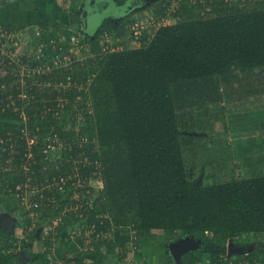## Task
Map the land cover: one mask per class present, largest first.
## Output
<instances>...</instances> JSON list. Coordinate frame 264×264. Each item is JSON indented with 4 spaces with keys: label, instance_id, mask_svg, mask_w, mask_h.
Segmentation results:
<instances>
[{
    "label": "trees",
    "instance_id": "1",
    "mask_svg": "<svg viewBox=\"0 0 264 264\" xmlns=\"http://www.w3.org/2000/svg\"><path fill=\"white\" fill-rule=\"evenodd\" d=\"M195 3L191 8L184 4L179 8L183 10L181 15L191 12L188 20L160 26L147 45L112 51L97 67L86 65L81 71L73 66H59L50 58L53 68L41 73L52 45L49 51L45 39H39L37 45L44 51L42 58L31 61L28 55L21 56L31 71L40 73L38 80L30 81L34 84L28 91L43 97L37 103L29 102L31 107L38 105L39 110L30 108L28 118L24 110L14 108L15 98L18 105L26 103L20 98L23 78L14 77L12 69L16 68V61L3 52L4 44L0 41V162L6 164L8 158L16 155L13 162L18 168L13 177L12 171L0 169V180L12 183L16 189L26 179L23 164L28 159V150L34 153L31 161L36 159L31 166L36 177L33 183L46 187L42 190L45 195L42 200L49 198L45 204L55 194L62 198L72 182L81 181L79 190L83 192L89 189L90 179L99 177L102 190L93 202L83 198L80 211L92 213L89 221L96 223V233L111 230L115 233L118 229L114 240L105 237L94 240L96 249L79 251L75 253L79 259L66 258L58 264L70 260L73 264H108V254L119 243L125 247L135 239L148 245L150 238L169 239L181 232L196 234L205 245L197 253L185 254L181 264H200L205 253H209L205 259L209 264H264V240L257 252L244 251L239 256L228 253L231 242L245 243L242 236L250 241L264 237V173L220 181L216 168L208 172L203 165L201 177L191 176L185 158L188 144L179 124L173 90L174 84L222 76L223 79L211 80L213 84L208 87L214 90L210 89L208 94L210 98L227 95L234 88L230 79L233 73L264 67V0L258 1L259 7L252 10L233 6L229 13L210 17L194 15L201 4L211 2ZM165 8L161 7L163 11ZM77 16L78 11L71 21ZM1 29L16 31L10 24L0 23ZM65 31L70 39L71 32ZM54 38H58L56 32L47 41L50 43ZM62 48L58 43L54 51L61 52ZM84 95L89 99L87 105L81 104ZM23 116L26 120L22 124L12 121ZM79 119L84 121L80 128ZM92 131L96 133L98 151L91 144ZM26 132L36 136L37 141L29 145ZM50 142H61L64 147L63 157L56 163L47 157ZM225 151L220 154L226 155ZM74 162L79 163L75 173ZM255 170L254 166L251 172ZM2 172L6 178L1 176ZM62 177L65 180L60 182ZM90 190L94 188L91 186ZM37 210L31 207L26 211L30 222ZM97 211L110 215L101 220L95 214ZM130 223L138 233H130L127 228ZM52 231L43 237L57 239L58 234ZM70 249L77 251L79 246L73 243ZM126 253L132 256L130 249ZM33 256L49 264L47 252ZM234 257L236 262L230 263ZM8 263L6 248L0 245V264Z\"/></svg>",
    "mask_w": 264,
    "mask_h": 264
},
{
    "label": "rangeland",
    "instance_id": "2",
    "mask_svg": "<svg viewBox=\"0 0 264 264\" xmlns=\"http://www.w3.org/2000/svg\"><path fill=\"white\" fill-rule=\"evenodd\" d=\"M172 1L0 0V23L10 24L16 30L13 33H6V30L0 31V41L2 40L5 46V49L3 48L5 54L11 56L16 61V68L12 69L14 77L23 78L24 83V90L20 98L25 100L26 103L18 105L15 98L14 108L24 110V116L27 117L31 114L29 112L30 108L36 111L39 110L38 105L31 107L29 102L37 103V101L43 99V97L40 96L41 98H39L36 94L28 91V87L34 84L30 81L38 80L37 76L39 77L40 73L36 75L35 71L29 72V65L21 63L20 59L24 54L28 55L31 61L44 56V51L37 45L39 39H45L46 42H43L48 44L49 51V45H52V51L48 55L46 65L43 64L41 67V73L44 69L49 70V68H53V65L49 64L50 58L59 66H73L78 71H81L86 65L97 67L100 60L108 53L143 47L149 43L160 26L188 20L192 16L190 11H186L184 15H181L182 9L167 15L168 10L165 12L161 7L170 5ZM214 1L208 0L211 3L206 5L201 4V7L198 8L194 16L197 17L201 14V16L210 17L215 16L216 13L217 15L229 13L233 6H239L246 11L252 10L259 7L258 1L261 0ZM196 4L194 0H184L186 8H191ZM76 11H78V16L72 22V15ZM136 23L148 26L144 29L142 37L137 38L135 36L134 27H136ZM104 25L107 27H104ZM100 29L102 30L101 34L96 37ZM65 30L71 32L70 39ZM52 32H56L58 38L52 39L49 43L47 40ZM4 38L7 40V43H5ZM58 43H61L64 47L61 49V52L54 51ZM90 59L92 60L91 62L89 61ZM223 78L222 76H216L212 79H199L189 83L174 84L173 86L177 99L176 107L179 124L182 132H184L185 143L187 142L188 144L190 141L197 142L198 134L207 135L212 133L214 138L225 141L219 142L221 147H230L227 144V140H231L233 142L232 147L237 150H226L227 154L224 156L214 152L216 153L215 157L213 156L214 154L210 155L211 153L207 152H198L197 156L196 154L189 156L188 153L187 167L191 176L195 178L201 177L200 172L203 165L206 166L208 172L216 168L214 171L218 172L217 179L220 181H226L233 177L239 178L243 174L250 176L264 173V123L261 124V128L258 126L264 118V113L256 111L261 100L264 102V92L263 94L260 91L256 92L255 95H251V99H247V102L245 101V97L248 96L239 95L237 96L239 99L235 100V104L239 106L238 110L235 111L229 107L226 108L225 112H219L215 106L220 107L224 106V104H230L226 102L227 100H223L222 102L211 100L208 91L210 89L214 90V88L208 86L213 84L211 80ZM230 79L259 81L260 85L263 84L259 87V90L261 88L264 89V67L247 71H236V73L230 76ZM244 88L238 87V89ZM247 89H251V87ZM224 90H227L225 86ZM80 98L82 96L78 99ZM88 101V97L84 95L81 104L87 105ZM213 112L218 113L216 120L211 119ZM24 116L21 119H13L12 121L18 125L22 124L26 120ZM82 119H85L84 116H82ZM82 119H79L78 128H80L81 124H84ZM24 129L28 130L29 128L25 126ZM260 132L261 136L259 135ZM91 134L93 136L91 144L98 151L99 145L96 133L92 131ZM53 138H55V135ZM249 138L253 141H259L260 138H263V142L260 145H255L259 149L245 152L246 158L242 159L244 155L238 156V152L247 149ZM210 141V139L207 140V142ZM56 145L59 147L52 146L47 152L48 159L53 163H56L63 157L64 147H62V143L59 142ZM14 156L11 159L16 161ZM30 156V153H27V157L30 158ZM77 162H74V173L79 168V163ZM26 163L23 166L25 176L29 178V183L33 184V181L36 180L35 171L31 169L30 165L29 168H26ZM245 164L248 166L246 167ZM254 166L256 170L251 172ZM0 169H4V172L12 171V177L18 172V168L14 163L3 164L0 162ZM1 176L6 178L7 175L3 173ZM70 178L72 177L70 176ZM205 181L209 182L207 176ZM81 184H83L81 181L72 182L71 189L65 191L66 194L64 193L62 198L59 199L58 195L55 194L46 204L43 202L49 200V198L45 200L34 199L32 192L25 189L27 196L31 197L34 205L39 200V205L36 207V210L40 207L37 210L38 215H31L32 222H30L26 218V211L30 207L23 202L20 196H17V186L14 189L12 183L6 184V182L0 180V245L6 248L9 258L8 264H43L42 259H34L33 254L37 252H47L50 258L48 260L49 264L64 263V259L66 258L75 257V259H79L80 256L75 254L79 251L85 253L90 251V249H96V244H92L95 240L96 230L93 226H89V218L92 216V213H84L80 209L84 205V201H81L83 196L91 193V197H93L91 201L96 200L99 191L102 190L103 182L99 177L92 178L87 184L89 189L83 192L79 190ZM30 186L29 184V188ZM91 186L94 190H90ZM14 193L19 200L15 198ZM95 214L101 220H104V216L110 215L102 211H97ZM45 228H50L49 230L51 231L54 230L55 234H58L56 236L57 239L54 237L51 240L44 238V233L42 232ZM124 228H126L125 225L123 226ZM127 228L130 229H127L130 233H138L134 224L130 223ZM112 231L104 232L99 238L105 237L114 240L117 233ZM119 231L122 234V230L120 229ZM92 237L94 238L91 239ZM163 238L157 240L150 238L151 240H149L148 245L143 242L140 243V241L138 242L135 239L130 240L125 247L119 243L116 245L115 251L108 254V264H181L185 254L192 251L197 253L199 250L205 248L203 239L192 233L181 232L177 235L172 234L169 239ZM241 239L245 243L239 245L237 241L231 242L228 253H234V255L239 256L244 251L257 252L262 245L264 237L252 241L247 240L245 236H242ZM86 240L89 242L88 244H86ZM73 243L79 246V250L72 251L70 249ZM105 246L102 245L103 249L107 248ZM212 247H216L215 242H213ZM129 249L132 251V256L130 257L126 253ZM123 253H125V256L122 255ZM208 254H203L204 259L199 262L200 264H209L205 260L209 258L207 257ZM235 258H232L233 260H230V263H234ZM88 261L91 262L90 259ZM67 264H73V261L71 262L70 260Z\"/></svg>",
    "mask_w": 264,
    "mask_h": 264
},
{
    "label": "crops",
    "instance_id": "3",
    "mask_svg": "<svg viewBox=\"0 0 264 264\" xmlns=\"http://www.w3.org/2000/svg\"><path fill=\"white\" fill-rule=\"evenodd\" d=\"M125 0H122V2H124ZM225 2V1H224ZM115 21V20H114ZM118 22V21H117ZM3 24V23H2ZM241 83V84H240ZM264 83V82H263ZM240 84V85H239ZM224 85V84H223ZM263 85V84H261ZM260 82L259 81H254V80H233L232 81V87L236 88V89H232L230 94H227V95H223L221 94V96H215V97H212L211 100H216L217 102H222L223 100H227L226 102H228L230 105H226L224 104V106H215L216 110H219V112H225L226 111V108H229L231 107L232 109H234L235 111L239 109V106H237L235 104V100L239 99V95H245V96H248V97H245V101L247 102V99H251V95H255L256 92L260 91L262 94L264 92V89L261 88V90H259L260 88ZM222 86V85H221ZM238 87H242L244 89H238ZM248 87H251V89H247ZM216 95V94H215ZM225 102V103H226ZM238 103V102H236ZM254 103V102H252ZM249 104V103H248ZM256 110V109H255ZM256 111H259V112H262L264 113V102L261 100V103L259 105V107L257 108ZM262 115V114H261ZM264 115V114H263ZM216 116H218V113H214L212 114L211 116V119H214L216 120ZM264 123V118L262 119V121L259 123V128H261V124ZM214 129V127H213ZM264 134V133H263ZM261 136V132L259 134ZM199 137V138H198ZM198 137H197V142H193L191 141L190 143H188V145L185 147V158L186 160L188 161V153H189V156L191 154H198V152H207V153H211L210 155H213L215 157V154L218 153L220 154L221 150H236L235 148L232 147V141L231 140H227V144L230 146V147H221V145L219 144V142H222L224 140L222 139H217V138H214L213 137V134L210 133V134H207V135H202V134H198ZM210 139L211 141L210 142H207V140ZM263 138H260L259 141H253L251 138H249V142H248V147L247 149H243L244 151H240L238 156H241V155H244L242 157L243 158H246V154L245 152H248V151H255L256 149H259L257 148L256 146L257 145H260L262 144ZM225 142V141H224ZM256 145V146H255ZM264 145V143H263ZM237 151V150H236ZM216 152V153H214ZM221 155V154H220ZM224 156V155H223ZM190 158V157H189ZM246 165V164H245ZM248 165H246L247 167Z\"/></svg>",
    "mask_w": 264,
    "mask_h": 264
},
{
    "label": "built area",
    "instance_id": "4",
    "mask_svg": "<svg viewBox=\"0 0 264 264\" xmlns=\"http://www.w3.org/2000/svg\"><path fill=\"white\" fill-rule=\"evenodd\" d=\"M196 1H203V0H194V2H196ZM182 4H184V0H173L172 2H171V4L170 5H166V8H165V12L167 11V15H169V14H171V12H176L181 6H182ZM148 26L147 25H139V23H136V27H134V31H135V36L138 38V37H142V35H143V31H144V29H146ZM3 29H1L0 31H2ZM6 33H9V31L8 30H6ZM13 33V32H12ZM11 34V33H10ZM6 43H7V40H6ZM5 46H3V48H4ZM2 48V49H3ZM5 49V48H4ZM3 49V52L5 53V50ZM21 59V58H20ZM21 63H23V64H26V63H24V62H22V60H21ZM29 72H32L31 70H30V66H29ZM37 72H40V71H37ZM22 95V94H21ZM20 95V96H21ZM52 146H54V145H52ZM32 155V154H31ZM33 156H30V158H29V160L28 161H26L27 163L25 164V166H26V168H29V165H30V167H31V158H32ZM14 159H11V157L10 158H8L7 160H6V163H8V164H13L14 162ZM23 166H24V164H23ZM23 169H24V167H23ZM65 180V178H60V182H62V181H64ZM25 181H27V182H25ZM59 181H57V183L58 184H56V185H59L60 183H59ZM29 178L26 176V179L24 180V181H22V182H20V183H18V185H17V189H18V191H17V196H20V198L23 200V202L25 203V204H27L28 205V207H37L38 205H39V200H38V202H37V204L36 205H34V203H33V201H32V199H31V197L30 196H27V193H26V191H25V189L26 190H28V191H30V192H32V197L34 198V196L35 195H37V196H39V197H36V198H34V199H42L45 195H44V193H42V190H45V186H41V184L39 183V184H36V185H34V183L33 184H31V183H29L31 186H30V188H34V189H30L29 188ZM41 193V194H40ZM14 195H15V193H14ZM15 198H17L16 197V195H15ZM18 200H19V198H17ZM31 205V206H30ZM35 214H37L38 215V212H33L32 213V215H35ZM106 217V216H105ZM89 226H93L94 228H95V230H97V227H96V223H90L89 224ZM50 228H45L44 229V234L45 235H50L51 234V232H53V231H51V230H49ZM97 232V231H96ZM102 234H104V233H101L100 234V232H98V233H96V236H95V240H98L99 239V237L102 235ZM94 237H92L91 239H93ZM93 241V240H92ZM89 242H87V240H86V244H88ZM84 244H85V242H84ZM93 244V243H92ZM59 263H63V262H59Z\"/></svg>",
    "mask_w": 264,
    "mask_h": 264
},
{
    "label": "bare ground",
    "instance_id": "5",
    "mask_svg": "<svg viewBox=\"0 0 264 264\" xmlns=\"http://www.w3.org/2000/svg\"><path fill=\"white\" fill-rule=\"evenodd\" d=\"M26 134H27V139L29 140V145H31V144H33L34 142H36L37 141V139H36V136H29V133H27L26 132ZM32 140V141H31ZM52 145H54L55 147H57L58 145H56L55 143H49L48 144V146L46 147L47 148V150L46 151H48V150H50L51 149V147H52ZM12 146H14V144H12ZM59 147V146H58ZM28 153H30V155L31 156H33L34 157V153L31 151V150H28ZM32 157V158H33ZM32 158H31V160H32ZM29 160V158L27 159V161ZM36 162V159H34L33 161H31V166L34 164ZM41 185H43V184H41ZM83 198H85V199H89V200H91L93 197H91L90 195H87V196H83Z\"/></svg>",
    "mask_w": 264,
    "mask_h": 264
}]
</instances>
